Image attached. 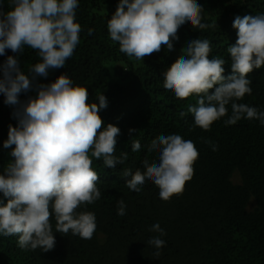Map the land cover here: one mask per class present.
I'll use <instances>...</instances> for the list:
<instances>
[{
  "label": "clouds",
  "instance_id": "1",
  "mask_svg": "<svg viewBox=\"0 0 264 264\" xmlns=\"http://www.w3.org/2000/svg\"><path fill=\"white\" fill-rule=\"evenodd\" d=\"M78 7L79 0H10L7 11L0 9V56L6 49L15 53L0 65V94L5 105L13 107L17 120L15 126L9 125L3 143L5 149L11 148L12 162L0 172V236H17L21 249L52 250L55 232L91 239L97 228L95 213L78 209L101 198L93 158H102L104 166L114 169L128 156L127 152L115 155L120 128L104 125L100 112L108 100L103 92L89 101L87 86L75 83L65 72L50 83H36L73 56L83 31ZM204 14L197 0H119L107 30L121 52L143 60L162 49L173 52L186 25L201 30L214 27L203 22ZM232 26L238 30V39L227 48L231 74H223L224 58H209L211 41L198 38L187 44L184 58L164 75V88L177 98L198 97L187 112L193 115L194 125L204 130L228 115L229 105L226 125L242 118L264 125V110L238 103L253 91L246 74L264 66V13L237 15ZM92 31L88 29V34ZM25 46L36 50L40 58L27 72L19 59ZM29 92L35 94L20 99L21 93ZM131 148L138 152L140 141H133ZM149 151L158 154L157 162L144 160V171L125 169L123 175L130 177L126 186L139 193L146 182H152L165 200L182 192L199 155L194 142L180 134L161 135L151 142ZM125 209L120 199L117 214L124 216ZM150 231L160 236L148 244L163 247L166 241L160 237L165 232L159 223Z\"/></svg>",
  "mask_w": 264,
  "mask_h": 264
},
{
  "label": "trees",
  "instance_id": "2",
  "mask_svg": "<svg viewBox=\"0 0 264 264\" xmlns=\"http://www.w3.org/2000/svg\"><path fill=\"white\" fill-rule=\"evenodd\" d=\"M197 2L205 10L203 22L214 27L201 30L186 25L178 33L173 52L162 49L142 60L121 52L110 39L107 21L119 0H79L77 20L83 31L73 56L36 83H50L65 72L75 83L87 86L89 101L103 92L108 100L100 112L104 125L120 128L115 155L127 152L128 156L114 169L104 166L102 158H93L101 198L78 209L95 213L97 228L91 239L55 232L54 248L42 252L21 249L17 236H0V264H264V125L243 118L226 125L229 105L228 115L204 130L194 125L193 115L187 112L198 97L177 98L163 86L166 71L184 58L183 49L198 38L211 41L209 58H224L223 74H231L227 48L238 39L233 21L237 15L264 13V0ZM9 6L10 0L0 3L5 11ZM8 55L15 53L6 49L0 65ZM19 59L25 72L40 60L36 50L27 46ZM246 75L253 91L238 103L264 110V66ZM34 94L21 93L20 99ZM13 111L0 94V172L12 162L11 148L5 149L3 143L9 125L17 124ZM169 134L193 141L199 154L183 191L165 200L152 182H146L139 193L130 190L125 184L130 177L123 175L124 170L144 171V160L157 162L158 154L149 151L151 142ZM135 140L141 144L138 152L131 148ZM120 199L126 205L124 216L117 214ZM55 223L53 218L54 230ZM155 223L165 232L160 238L166 243L160 249L148 244L160 236L150 231Z\"/></svg>",
  "mask_w": 264,
  "mask_h": 264
},
{
  "label": "rangeland",
  "instance_id": "3",
  "mask_svg": "<svg viewBox=\"0 0 264 264\" xmlns=\"http://www.w3.org/2000/svg\"><path fill=\"white\" fill-rule=\"evenodd\" d=\"M233 180H234L235 182L238 181V176H237V174H235V175L233 176ZM251 205H253V201L251 202L250 206H251Z\"/></svg>",
  "mask_w": 264,
  "mask_h": 264
}]
</instances>
